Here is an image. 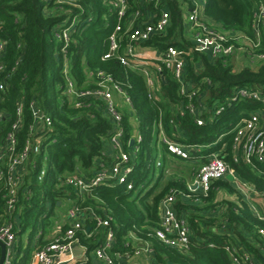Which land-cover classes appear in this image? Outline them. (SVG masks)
Masks as SVG:
<instances>
[{
	"label": "trees",
	"instance_id": "trees-1",
	"mask_svg": "<svg viewBox=\"0 0 264 264\" xmlns=\"http://www.w3.org/2000/svg\"><path fill=\"white\" fill-rule=\"evenodd\" d=\"M105 0H78V6L46 14L41 0H0V43L5 42L2 59L10 72L7 88L0 95V144L10 129L17 102L23 101V124L17 132L18 148L31 135L28 131L31 101L50 116V128L38 132L41 136L38 151L32 152L22 168L17 201L11 212L5 203L7 190L0 183V224L11 221L17 240L13 264H28L31 251L50 239L46 238L56 217L55 209L62 202H75L79 207H89L96 214L111 216L114 229V244L110 252L131 249L130 233L151 243L155 264H233L225 250L228 244L239 245L256 258H264V212L253 211L228 179L221 178L211 183L206 196L191 191L189 182L194 179L199 161L213 151L223 150V158L236 175L253 185L255 191L264 194V166L249 165L240 157L234 161L232 150L234 128L239 120L261 106V101L252 98L232 100L237 87H249L264 94V64L257 69L245 66L234 70L229 57L211 58L206 53L195 52L185 65L186 82L199 83L209 78L206 104L208 107L223 105V110L197 125L188 114L180 115L176 109L182 99L178 83L172 74L163 70L160 88L153 98L148 97L142 73L121 65L114 57L102 59L108 49V36L117 18ZM128 12L137 7L146 12H157L153 2L127 0ZM256 0H205L203 15L223 31H237L251 35L252 13ZM190 0H160L159 7L169 11L170 24L161 35H154L144 43L157 50L168 45L187 47L185 39L184 12ZM47 7H52L47 6ZM79 16L86 20L72 40L61 51L62 43L55 40L52 27L62 20ZM264 45V41H263ZM67 61L68 76L78 88L92 87L95 77L90 72L102 70L120 82L130 99V108L122 107L124 149H131L129 140L137 134L140 141L132 155L133 170L128 176L132 188L124 184H100L84 193L63 186L61 179L71 173L90 177L100 162L109 161L104 156L107 138L113 124L105 114L99 99L85 100L83 106L75 107L63 93L65 77L64 62ZM17 62V63H16ZM229 102V103H228ZM173 140L184 145H204L201 151L190 149L188 158H179L181 175L172 174L162 185L169 165V153L158 140V123ZM160 165L157 166L156 162ZM6 160L2 163L5 168ZM155 168L158 174L155 175ZM41 171L43 175L39 178ZM170 189L177 191L174 208L184 217L190 228L191 243L187 252H180L163 244L153 231L159 226V201ZM234 200L216 201L218 190ZM183 194H190L187 199ZM59 202V204H58ZM220 207V208H219ZM67 209V208H66ZM55 217V218H54ZM90 231L80 234V242L86 247L88 259L83 264H96L92 251L103 240V232H92V222L86 220ZM66 227L62 225V229ZM91 233V234H90ZM89 235V236H88Z\"/></svg>",
	"mask_w": 264,
	"mask_h": 264
},
{
	"label": "built area",
	"instance_id": "built-area-1",
	"mask_svg": "<svg viewBox=\"0 0 264 264\" xmlns=\"http://www.w3.org/2000/svg\"><path fill=\"white\" fill-rule=\"evenodd\" d=\"M45 3L46 14H53L55 11H67L71 6L77 7L78 0H41ZM153 2L157 12H144L137 7L128 12L127 0H105L116 14V24L108 36V49L102 55V59L116 58L118 62L135 71L142 73L145 79L148 97L153 98L160 88L163 79V70L169 71L178 83V92L182 99L177 103L176 109L180 115L188 114L197 125L204 123V113H208V119L219 114L223 105H216L210 109L206 104L207 90L203 84L210 85L209 78H204L199 83L186 82L184 79L185 65L192 60L193 53H206L211 58L230 57L235 52H243L249 58L264 60V0H256L252 13L251 35L237 31H223L210 25L202 11L205 0H190V7L184 12L185 39L190 41L187 47L179 48L175 45H168L163 50H157L144 45L154 35H161L170 24L169 11L159 7L160 0H139ZM52 7H47L51 6ZM86 20H89L87 18ZM86 20L74 16L71 20H62L52 27V34L55 40L62 43L61 51L72 40L73 33L81 29L80 26ZM78 30V31H79ZM5 42L0 43V95L7 88V79L13 69H8L2 59ZM17 63V62H16ZM63 74L65 85L63 93L75 107H81L85 100L99 99L103 102L105 114L111 120L113 127L107 138V145L112 149L109 161L100 162L94 174L85 177L79 173L65 175L61 179L63 186L71 187L78 193H84L90 188L104 184H124L127 189L132 188V182L128 176L133 170L132 155L138 149L137 144L140 136L137 134L131 149H124L122 107L130 108V99L122 88L120 82L107 72L97 70L90 72L95 77L92 87L78 88L72 78L68 76L67 61L64 62ZM118 96L121 102L115 99ZM236 98H252L261 101V106L242 117L234 128L232 150L234 161L240 159L249 165L259 163L264 166V94L259 90L246 86L237 87L234 90L232 100ZM229 103V102H228ZM31 114V123L28 131L30 137L18 148L17 132L23 124V101L17 102L14 118L10 129L0 144V183L5 185L7 199L5 207L11 212L17 201V190L21 182L22 168L26 164L32 152L38 151V143L41 138L38 132L50 128V116L45 113L34 101L28 106ZM4 113L0 111V119ZM136 139V143H135ZM158 140L163 144L169 155L177 158H188L190 149L201 151L204 145H184L171 139L164 131L161 122L158 123ZM223 148L207 154L200 162L197 173L189 189L199 191L206 196L211 183L217 179L226 178L228 173L238 176L230 165L223 158ZM6 160L5 168L2 163ZM159 166L160 162L157 161ZM43 175L41 171L39 178ZM197 183L196 188H191ZM244 190L254 189L250 183L243 182ZM239 187V186H238ZM242 189V191H243ZM177 191L170 189L159 201L160 220L159 226L153 231V235L163 244L180 252H187L191 243L190 228L187 220L179 216L174 208ZM264 195V194H262ZM189 198L190 194H183ZM259 216L258 210L251 206ZM64 223L54 236L46 243L33 250L31 261L28 264H83L88 259L86 247L80 242V234L86 231V220L92 222V232L104 231L103 240L92 251V260L96 264H127L124 261L132 256L140 254H152L153 249L148 240L141 239L130 233L131 249L123 252H110L114 244V229L111 216L108 214H96L89 207H79L75 202L67 207L64 214ZM264 219V217H261ZM90 233V234H91ZM264 238V231L260 230ZM89 236V235H88ZM17 236L14 224L6 221L0 224V241L5 244V256L2 264H13L14 247ZM225 250L229 253L233 264H259L256 258L249 251L241 246L228 244Z\"/></svg>",
	"mask_w": 264,
	"mask_h": 264
},
{
	"label": "crops",
	"instance_id": "crops-1",
	"mask_svg": "<svg viewBox=\"0 0 264 264\" xmlns=\"http://www.w3.org/2000/svg\"><path fill=\"white\" fill-rule=\"evenodd\" d=\"M205 17V16H204ZM205 19H206V21L210 24V25H212V26H215V27H219L216 23H214L212 20H210L209 18H207V17H205ZM185 33H186V30H185ZM249 60L250 62H255L256 60L255 59H252V58H249L246 54H244L243 52H235L234 54H232L230 57H229V60H230V62H231V64H232V66H233V69L234 70H239L240 68H238L237 66H238V64L239 63H241V61H244V60ZM257 61H261V64H264V60H257ZM263 62V63H262ZM246 63V62H245ZM236 64V65H235ZM242 64V63H241ZM234 66H236V68L234 67ZM246 66V64H242V67H245ZM115 99L118 101V102H121L120 101V99L118 98V96H115ZM123 107H125V106H123ZM224 147H225V145H223L222 146V148H223V150H224ZM221 148V149H222ZM104 156L106 157V158H109L110 156H111V154H112V149L106 144V147H105V150H104ZM169 165H171V164H175V163H178V162H180L179 161V158H177V157H173V156H169ZM198 161H199V159H198ZM200 162L201 161H199V162H197V163H199L200 164ZM199 166V165H198ZM168 170V169H167ZM164 178V177H163ZM239 178V177H238ZM233 181V180H232ZM232 181H230L229 180V182L231 183V185L233 186V182ZM192 182H193V180H192ZM192 182H189L188 183V185H191V183ZM243 182H246V181H244L243 180ZM246 183H249V182H246ZM234 185H235V183H234ZM234 188H235V186H234ZM236 189V188H235ZM221 190V189H220ZM244 190V189H243ZM219 191V190H218ZM196 192H199V191H196ZM239 192V191H238ZM240 193V192H239ZM240 194H242V196L244 197L245 195H247L248 196V198H250V197H253V198H251V200H253L254 202H257L258 203V206L257 205H253L252 203H250L249 202V200H246L245 199V197H244V199L250 204V206H254L258 211H260V210H262V207H263V204H262V202H260V201H264V195H262V194H259V193H257L256 191H255V189H248V190H245L244 191V193H240ZM243 194H245V195H243ZM249 195H250V197H249ZM184 199H186L185 197H183ZM188 199V198H187ZM58 204H59V202H58ZM67 205L69 206L70 205V203H67ZM67 206V207H68ZM263 211V210H262ZM264 212V211H263ZM64 219H65V217H63V223L65 222L64 221ZM61 225H58V224H56V220L54 221V224L52 225V227H51V229H50V231H49V233L46 235V236H48V238L49 239H51L53 236H54V234L58 231V229H59V227H60ZM35 249V248H34ZM33 249V250H34ZM33 250L31 251V254H30V258H29V261H28V263L31 261V256H32V253H33ZM125 263H127V264H155V262H154V260L152 259V257H151V254H140V255H138V256H132L130 259H128V260H125L124 261Z\"/></svg>",
	"mask_w": 264,
	"mask_h": 264
},
{
	"label": "rangeland",
	"instance_id": "rangeland-1",
	"mask_svg": "<svg viewBox=\"0 0 264 264\" xmlns=\"http://www.w3.org/2000/svg\"><path fill=\"white\" fill-rule=\"evenodd\" d=\"M241 63L242 64H246V66H249L252 69H257L261 65V61L259 62V61L256 60L255 62H250L248 59L244 60V61H241ZM241 63H239L238 66H237L240 69L243 68ZM234 67L236 68V66H234ZM195 161L199 162L198 160H195ZM167 169L168 170L165 171L164 178L162 179V185L167 180V178L169 176H171L172 174H175V175L177 174L176 176H180L181 175L180 170H184L185 171L186 167L185 166H183V167L182 166H178L177 163H175V164L168 165ZM154 171H155L154 172L155 175H157L158 172H159L158 168H155ZM232 182H233V186H235L237 191H239L240 193H244L245 190L242 191V189L245 188V187L243 185V180L242 179L237 177ZM234 183H235V185H234ZM243 195H245V194H243ZM236 196H237V193L229 195L224 190H219L217 192L216 201L220 202L221 200H234L236 198ZM244 197H245L246 200H249V202L252 203L254 206L255 205L258 206L257 202H254L253 200H251V198H253V197H250V195H249L250 198H248L247 195H245ZM260 202H262V204H263L262 210L264 211V201H260ZM67 206L68 205H67L66 202H62L61 206L55 209L54 216L56 217V224H58V225H62L63 224V217H64V214H65ZM46 238H48V236Z\"/></svg>",
	"mask_w": 264,
	"mask_h": 264
},
{
	"label": "water",
	"instance_id": "water-1",
	"mask_svg": "<svg viewBox=\"0 0 264 264\" xmlns=\"http://www.w3.org/2000/svg\"><path fill=\"white\" fill-rule=\"evenodd\" d=\"M132 142H133V139L130 140V144H132ZM226 179L232 181L234 179V176L231 173H228L226 175ZM196 187H197V183H195V184H193V186H191V188H193V189ZM85 230L88 231L89 226H87ZM4 256H5V244L2 241H0V264H2ZM259 261L261 262V264H264V258L263 257H259ZM166 264H175V263L171 262L170 260H167Z\"/></svg>",
	"mask_w": 264,
	"mask_h": 264
}]
</instances>
